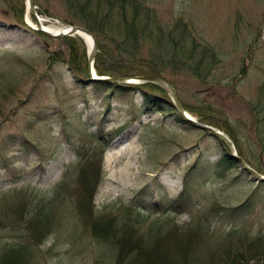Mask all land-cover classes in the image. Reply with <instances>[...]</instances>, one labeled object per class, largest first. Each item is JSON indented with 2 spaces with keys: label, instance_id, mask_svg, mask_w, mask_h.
Segmentation results:
<instances>
[{
  "label": "rangeland",
  "instance_id": "obj_1",
  "mask_svg": "<svg viewBox=\"0 0 264 264\" xmlns=\"http://www.w3.org/2000/svg\"><path fill=\"white\" fill-rule=\"evenodd\" d=\"M36 1L44 18L58 20L47 25L61 27L72 18L66 0ZM147 1L164 23L181 19L197 40L208 41L220 51L222 66L214 72L217 79L213 85L172 66L163 76L176 85L180 97L192 108L209 106L203 111L219 116L221 123L227 121L242 140L245 154L264 172V143L254 125L258 101L264 99V0ZM22 9L23 21L18 17ZM28 18L33 21L26 0H0V146L8 138L12 140L11 136L29 145L22 150L11 147L14 153L7 156L19 157L0 161V237L9 234L17 218L32 216L26 201L29 196L53 198L57 185L65 181L53 210V223L38 237L35 249L40 252L35 264H117L124 246L137 244L151 246L140 264H225L230 251L240 244H246L247 251L233 264H264V240L252 244L241 238L226 240L231 223L218 213L220 208L238 206L255 194L256 208L236 224L253 234L264 233V190L261 186L257 189L255 179L239 167L227 169L221 179L195 184L192 214L130 215L128 232L121 234L119 243L94 235L95 218L112 214L121 224L127 217L123 208L143 188L151 202L176 197L198 157L203 161L220 156L218 142L160 112H149L133 122V109L142 115L134 108L142 99V92L136 90L115 95L109 122L100 135L98 114L107 90L79 81L66 62L54 59L49 68L48 57L65 49L67 42L40 34L27 23ZM78 48L87 66L85 47L78 43ZM243 66L245 75H241ZM190 113L200 118L198 113ZM79 143L92 146L90 154L96 158L102 157L96 148L104 152V179L93 198L91 213L77 205L79 158L71 148ZM6 146L0 147V156L6 153ZM113 155L115 159L109 163L107 158ZM129 165L133 180L122 174ZM197 213L200 216L194 222L192 215ZM203 213L216 215L215 226L203 220ZM162 222L166 224L153 226ZM198 222L205 223L203 231L195 225ZM4 240L14 241L11 237Z\"/></svg>",
  "mask_w": 264,
  "mask_h": 264
},
{
  "label": "trees",
  "instance_id": "obj_2",
  "mask_svg": "<svg viewBox=\"0 0 264 264\" xmlns=\"http://www.w3.org/2000/svg\"><path fill=\"white\" fill-rule=\"evenodd\" d=\"M66 7L72 15L69 23L84 26L96 34L99 41V52L95 58V68L100 75L114 77H131L145 74L162 75L167 67L172 66L180 69V71L184 69L195 74L209 85H213L217 79L214 72L222 66L220 51L215 49L208 41L202 43V41L197 40L195 34L183 20L164 23L159 17L157 10L150 6L147 0H66ZM22 15L23 9L18 15L21 21H23ZM62 40L67 42L66 48L55 51L53 55H50L51 53L47 55H50L48 57V67L51 68L52 61L58 59L66 62L69 68L76 73L79 81L81 79L85 83L90 82L88 65L85 66L86 60L82 62L78 48V43L84 47V42L78 37H65ZM84 54H86L85 50ZM244 68L245 66L241 71V75L245 73ZM91 83L107 90L102 104V117L108 115L112 110L111 107L114 103L115 95L129 90H136L142 92V107L146 111L148 109L150 111H161L164 115L173 117L175 123L192 126L190 122L176 111L167 93L155 84L128 85L105 81H94ZM161 95L162 97H160ZM182 102L186 109L197 112L201 117V121L220 128L223 126L224 130L234 140L238 154L259 171L260 167L258 166L259 168H257L256 163H253L245 154L242 148V140L227 121L221 124L217 115L204 112L203 109L207 111L209 106L199 108L198 110L201 111H198L194 106L192 108L185 101ZM150 105H153V107L149 108ZM259 106L260 109H257L254 124L256 131L260 135L259 138L264 143V138L262 137L264 134V101L260 102ZM217 142L221 159L216 165L207 164L204 161L200 164V161H197L186 174L185 187L179 199H189L193 183L196 181H200L210 175L220 177L225 169L238 166V162L232 156L226 142L222 140ZM72 148L79 157L76 170L79 183L77 189L80 192V199L77 205L85 212L91 213L93 211V198L102 179V159L91 155L90 150L81 143ZM0 161L3 160L0 159ZM65 186L66 183L61 182L56 188V196L50 199L28 197L26 200L28 201V208H30L28 213L32 216L27 220L25 218H17L14 225L10 226V237L14 241L1 243L0 264L36 263L38 254L35 246L39 243L38 237L42 235V230L52 225L55 216L53 210L56 209L57 203L60 202L59 193ZM260 186L264 188V181L260 182ZM139 195H143V192L141 191ZM178 202L175 200L174 203L166 206L163 201L152 203L146 202L145 198H137L134 200L133 206H125L123 208L127 217L121 224L117 222L118 217L112 214H108L104 218H95L97 222L94 224L95 230L93 233L98 238L103 236L106 239H112L114 243H119L122 240L121 234L128 232L129 216L135 214L136 211L134 207L145 211H150L153 208L156 211L154 213L166 212L170 207L178 210ZM252 208L253 202L252 199H249L242 206L228 211L220 210L218 213L219 215H225L224 218L235 222L236 219L245 215ZM205 220H208V223H214L217 222V217L211 213ZM195 225L202 231L205 228L204 222H198ZM184 230L191 231L189 229ZM202 234L205 233L202 232ZM225 237L226 240L241 238L249 244L264 240V235H251L249 231L240 230L237 226L232 227ZM244 238L252 240H245ZM246 248V244H240L235 249L233 248L234 250L230 251L232 253L225 264H233L243 258ZM147 249L148 247L139 244L129 247L124 246V252L120 253L117 264H136L143 255H146Z\"/></svg>",
  "mask_w": 264,
  "mask_h": 264
},
{
  "label": "water",
  "instance_id": "obj_3",
  "mask_svg": "<svg viewBox=\"0 0 264 264\" xmlns=\"http://www.w3.org/2000/svg\"><path fill=\"white\" fill-rule=\"evenodd\" d=\"M28 4L32 10L33 15L35 16L36 22L38 24V28L43 33H45L46 35H48L50 37H61V38L65 37V36H69V35H74V34L80 35L81 33L86 34V35H90L93 39V46H92L90 54H89V62L91 64L93 63L95 55L98 51V39L93 32H91L89 29L82 27V26H78V25H71L70 26L69 25L66 28H64L62 31H59L57 33H53L50 30H47L42 26V24L40 22L39 15H38L37 10H36L35 1L34 0H28ZM98 79H107L108 81L121 82V83L130 81L129 78H125V77H122V78H102V77H99ZM136 79L141 80V81H148V82L156 83V84L160 85L161 87H163L165 90H167V92L170 94L172 100L174 101L176 108L178 109V111L181 114H183L196 127L200 128V129L207 130L213 136L226 141L228 143L231 151H232V154L237 158V160L240 162L241 166L245 170H247L251 174H253L257 179H264L263 175H261L257 171H255L243 158L238 156L235 144L228 134H226L225 132L221 131L220 129H218L214 126L198 122L195 119H193L192 117L188 116V114L186 113V111L183 108V105H182L181 100L177 94L176 89L174 88V86L172 85V83L169 80H167L164 77L154 76V75L138 76V77H136Z\"/></svg>",
  "mask_w": 264,
  "mask_h": 264
},
{
  "label": "bare ground",
  "instance_id": "obj_4",
  "mask_svg": "<svg viewBox=\"0 0 264 264\" xmlns=\"http://www.w3.org/2000/svg\"><path fill=\"white\" fill-rule=\"evenodd\" d=\"M28 21H29L30 24L33 25V27H36V24H35L34 22H32V21L30 20V18H28ZM48 21H50V20H48ZM42 23L46 26L47 29H49V30H51V31H54V32L59 31V30H61V28H62V27H56V28H54V27H52V26H50V25H46L45 20H43V19H42ZM82 36L86 39L87 44H88V47L90 48V47H91V44H92V37L89 36V35H86V34H82ZM113 159H115V155H113V156L107 158V160H108L109 163H110ZM130 166H131V165L125 167V168L123 169V171H122V174H123V176H124L126 179H128V180H130V179L133 180L132 172H131V167H130ZM179 231H180V230H179ZM185 231H188V230H185ZM150 247H151V246H148V249H149ZM167 250H169V249H167ZM256 251H259V250H256ZM141 261H142V260H141V258H140V260H139L136 264H140Z\"/></svg>",
  "mask_w": 264,
  "mask_h": 264
}]
</instances>
